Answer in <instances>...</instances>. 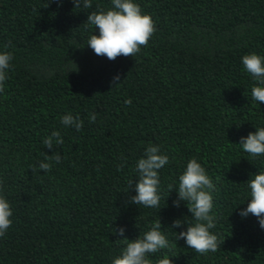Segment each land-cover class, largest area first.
<instances>
[{
  "label": "trees",
  "instance_id": "16d2710c",
  "mask_svg": "<svg viewBox=\"0 0 264 264\" xmlns=\"http://www.w3.org/2000/svg\"><path fill=\"white\" fill-rule=\"evenodd\" d=\"M134 2L156 30L134 57L109 60L87 46L99 34L87 17L111 0H92L90 9H75L74 0H0V53L13 57L0 92V196L12 209L0 264H111L125 237L159 219L169 247L148 254L152 264L165 256L173 264H264V228L240 215L264 155L250 157L238 144L264 127V104L251 96L257 82L242 64L247 54L264 57V0ZM69 113L83 120L81 130L60 123ZM55 130L63 144L48 149L43 140ZM149 144L169 157L158 171L159 208L130 202ZM57 150L60 163L32 171ZM193 158L215 186L210 232L224 241L206 254L175 240L194 220L186 201L174 206L178 190L169 185L178 187ZM176 219L186 223L172 228Z\"/></svg>",
  "mask_w": 264,
  "mask_h": 264
},
{
  "label": "clouds",
  "instance_id": "9594fccd",
  "mask_svg": "<svg viewBox=\"0 0 264 264\" xmlns=\"http://www.w3.org/2000/svg\"><path fill=\"white\" fill-rule=\"evenodd\" d=\"M58 2L62 3V0H58ZM111 3L113 7L107 11L100 9L88 15V24L94 26L95 30L98 29L99 34L91 35L87 46L97 56H104L109 60H115L119 56L134 57L140 51L141 46L148 44L150 37L156 30L153 19L149 14L142 13L140 5L134 0H111ZM74 6L75 9L81 7L90 9L93 4L92 0H74ZM12 59L11 53H0V92L4 91V82L7 79V70ZM242 64L257 82L251 90L252 99L264 104V57L256 53L247 54L242 57ZM120 82V75L117 74L111 83L113 86H118ZM131 103V99L125 101L126 105ZM95 120V113L90 114L89 122L93 123ZM60 123L66 128L74 127L79 131L83 128L84 122L79 115L73 116L69 113L61 117ZM43 144L48 149L62 145L63 138L60 131H53L43 140ZM238 144L250 157L264 155V127L257 128L255 132L242 137ZM61 159L62 157L57 150L53 155L46 156L45 160L40 161L38 169L33 167L32 171L41 169L45 172L50 171L53 163H60ZM168 162L169 157L161 154L159 146L149 144L146 147L145 155L136 164L139 179L135 183L136 195L130 198L131 203L147 208L160 207V196L157 194L158 171ZM132 184L133 182H130V186ZM214 187L204 167L195 158L187 163L186 170L179 176L178 187L169 185L170 192L173 189L178 190V198L173 201L174 206L179 207L181 201H186L194 220V223H187L186 230L175 235V240L183 239L188 248L198 254L215 252L224 243L218 239L216 234L210 232V229L216 226V218L210 214L213 207V197L209 190H213ZM248 187L251 199L247 207L240 211V215L241 217H247L250 214L255 216L260 227L264 228V171L252 174L248 180ZM11 216L10 203L4 196H0V237L4 236L11 226ZM185 223L184 219H176L172 228H180ZM161 229L162 225L159 219L152 223L149 231L138 238L128 239L125 237L123 240L126 247L122 255L114 258L111 264H152V261L147 258L148 254H155L161 249L169 247V241L162 234ZM114 232L123 236L125 228H114ZM156 264H173V261L165 256L159 259Z\"/></svg>",
  "mask_w": 264,
  "mask_h": 264
}]
</instances>
